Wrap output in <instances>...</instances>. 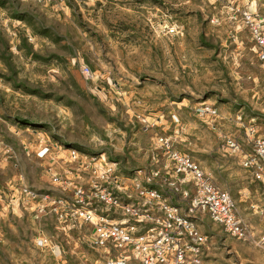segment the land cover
<instances>
[{
	"label": "rangeland",
	"instance_id": "rangeland-1",
	"mask_svg": "<svg viewBox=\"0 0 264 264\" xmlns=\"http://www.w3.org/2000/svg\"><path fill=\"white\" fill-rule=\"evenodd\" d=\"M246 12L264 18V0H0V264H104L82 231L15 204L20 184L52 189L42 142L129 173L150 165L161 137L213 174L247 227L235 237L200 216L203 264H264V185L225 141L245 140L249 123L264 134ZM43 234L58 245L39 246Z\"/></svg>",
	"mask_w": 264,
	"mask_h": 264
},
{
	"label": "built area",
	"instance_id": "built-area-1",
	"mask_svg": "<svg viewBox=\"0 0 264 264\" xmlns=\"http://www.w3.org/2000/svg\"><path fill=\"white\" fill-rule=\"evenodd\" d=\"M244 16L264 64V18ZM83 71L90 73L88 67ZM143 127L149 130L147 119ZM244 129L245 140L225 137L228 152L264 185V134L255 123ZM37 155L49 162L52 189L20 184L15 204L35 218L55 216L59 231H82L83 243L95 246L104 264H203L209 240L198 223L203 215L228 234H247L230 192L167 137L159 139L150 165L129 173L105 154L89 155L58 143L42 142ZM52 239L43 234L37 242L56 247Z\"/></svg>",
	"mask_w": 264,
	"mask_h": 264
}]
</instances>
